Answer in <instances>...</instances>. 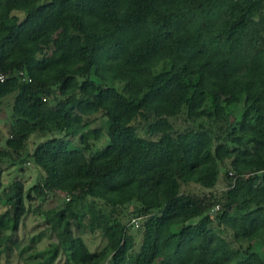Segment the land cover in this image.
I'll return each mask as SVG.
<instances>
[{"label": "trees", "instance_id": "16d2710c", "mask_svg": "<svg viewBox=\"0 0 264 264\" xmlns=\"http://www.w3.org/2000/svg\"><path fill=\"white\" fill-rule=\"evenodd\" d=\"M1 75L0 264L32 211L70 264H264V0H0Z\"/></svg>", "mask_w": 264, "mask_h": 264}, {"label": "rangeland", "instance_id": "374dc122", "mask_svg": "<svg viewBox=\"0 0 264 264\" xmlns=\"http://www.w3.org/2000/svg\"><path fill=\"white\" fill-rule=\"evenodd\" d=\"M12 103H13V96H7L2 106L0 107V149L6 146V139L9 136V128L12 121ZM109 127V122L104 117H99L98 120L95 122L92 128H101L103 129L104 133L107 131ZM90 127H86L83 129V132L86 131ZM46 138H42L40 135H33L28 140L27 144V151L31 152L34 147L44 141ZM107 144L106 135L103 136L101 139L96 141V147L93 150L94 152L101 150ZM8 166L7 162H0V169L3 170V178L2 181L7 184L10 180L12 175H8L7 171L5 170ZM13 170V168L11 169ZM18 178L21 179L27 187L32 186L37 181H40L41 172L40 169L37 168L32 161H27L22 169L17 172ZM226 186V181L222 177L219 184L210 191L219 192L223 190ZM194 190H202L200 186H193ZM207 193L210 192L206 189ZM64 193L61 191L54 192L51 194L46 202H42L39 206L40 209L47 210V209H58L64 203ZM39 201L37 199L33 200L29 203V206L34 209L37 205H39ZM142 220H140L141 222ZM41 234V235H40ZM16 241L18 245V250L27 247L24 252L23 256L27 253H33V255H42V257H49V264H70L66 255L60 254L59 251H54L49 248V244L52 241H55V237L50 234L47 230V225L43 222L41 216L36 214L34 211L29 213L26 218L20 224V229L17 231ZM84 238L91 248V250L97 251L103 248L106 245V238L100 232L95 233H87L84 235ZM255 249L257 251L263 253L264 252V239L259 240L256 242ZM18 250L16 247H13V253L9 255V260L7 261L8 264H24V260L21 255L18 254ZM1 260L4 261V255H1Z\"/></svg>", "mask_w": 264, "mask_h": 264}, {"label": "built area", "instance_id": "2783aa9c", "mask_svg": "<svg viewBox=\"0 0 264 264\" xmlns=\"http://www.w3.org/2000/svg\"><path fill=\"white\" fill-rule=\"evenodd\" d=\"M0 79L3 80V79H4V76L1 75V76H0ZM231 174H232V173H231ZM217 208H218V207H217ZM132 222H133L134 224L138 225V224H139V218H134V219L132 220Z\"/></svg>", "mask_w": 264, "mask_h": 264}]
</instances>
